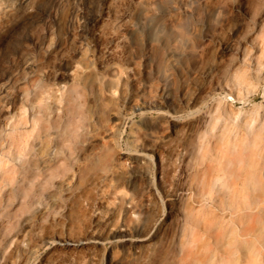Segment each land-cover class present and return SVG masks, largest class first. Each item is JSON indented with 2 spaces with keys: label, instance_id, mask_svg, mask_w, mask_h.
Returning <instances> with one entry per match:
<instances>
[{
  "label": "rangeland",
  "instance_id": "374dc122",
  "mask_svg": "<svg viewBox=\"0 0 264 264\" xmlns=\"http://www.w3.org/2000/svg\"><path fill=\"white\" fill-rule=\"evenodd\" d=\"M241 194L264 0H0V264H246Z\"/></svg>",
  "mask_w": 264,
  "mask_h": 264
},
{
  "label": "bare ground",
  "instance_id": "6f19581e",
  "mask_svg": "<svg viewBox=\"0 0 264 264\" xmlns=\"http://www.w3.org/2000/svg\"><path fill=\"white\" fill-rule=\"evenodd\" d=\"M153 1L154 0H152V2ZM138 12V9H133L126 13L129 18L134 19ZM137 173L140 175L143 174V169L138 168ZM241 195L237 196V199L240 200L237 206L243 211V213L238 214L235 217L234 223L238 228L236 231V237L250 236L253 238V240L244 241L246 250L242 251L241 255L246 257V264H254L257 259L259 262L264 259V196L255 195L249 198L244 197L243 194ZM135 210V207L131 206L126 212H134ZM119 232L122 234L120 239L117 240L118 244L123 245L131 242V240L123 234V229H120ZM102 239L103 238L100 235L94 233L90 234L89 239H70L68 237L58 236L55 238L54 244L61 248H77L86 244H90L91 246L100 245ZM142 241V239H137L133 242L140 243ZM239 251H241V249H239ZM239 259L240 258H237L235 261L238 262Z\"/></svg>",
  "mask_w": 264,
  "mask_h": 264
}]
</instances>
